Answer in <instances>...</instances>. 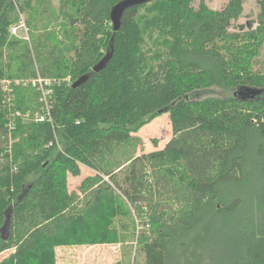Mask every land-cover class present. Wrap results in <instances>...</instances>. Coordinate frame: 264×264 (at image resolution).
I'll return each mask as SVG.
<instances>
[{"label":"trees","instance_id":"trees-1","mask_svg":"<svg viewBox=\"0 0 264 264\" xmlns=\"http://www.w3.org/2000/svg\"><path fill=\"white\" fill-rule=\"evenodd\" d=\"M122 1L0 0V82L70 80L52 125L18 120L11 146L0 84V264L131 242L115 264H264V0L238 31L242 0H152L115 33ZM21 15L29 42L9 33ZM12 88L16 110H38L37 91ZM215 88L226 96L197 98ZM163 113L172 137L137 154L135 134ZM83 168L95 175L68 192Z\"/></svg>","mask_w":264,"mask_h":264},{"label":"rangeland","instance_id":"rangeland-1","mask_svg":"<svg viewBox=\"0 0 264 264\" xmlns=\"http://www.w3.org/2000/svg\"><path fill=\"white\" fill-rule=\"evenodd\" d=\"M60 0H52V2L58 7ZM230 0H192L191 5L193 8L199 7L201 4L207 6L212 10H221L223 9ZM258 0H242V12L239 18L235 21L231 22L230 30L238 31L244 27L249 25L256 26V20L258 16ZM20 22L24 23L26 31L23 29H18L17 35L13 36L18 39H23L26 35H28V29L24 22V16H20ZM17 24V25H18ZM16 26V25H15ZM264 53V50L262 51ZM259 68L264 69V57L261 56L258 60ZM69 79V78H66ZM31 79L21 80V83L26 81H30ZM64 80V79H58ZM263 93V91H254L250 95L258 96ZM226 96V93L221 89L215 88L209 92H205V94L200 93L197 98H205V97H216L223 98ZM264 97V94L262 96ZM136 137L141 142V145L137 148V154L140 153L139 148L143 153H150L156 150L162 149L165 144L172 137L169 117L167 113H163L155 117L150 123L144 125L139 132H137ZM156 141V147L153 141ZM13 143V139L11 138L9 141V146ZM94 172L90 169L83 168L81 170V174L77 177L72 175L67 176V190L68 192L75 191L78 192L77 187L83 181L85 177L94 176ZM6 234V233H5ZM132 244H97V245H83V246H73V248L69 249H60L64 247H56L55 248V260L56 264H115L121 258L122 253L125 252L123 247L126 245ZM57 248L59 250H57ZM10 252H6V254L0 255V259L7 257Z\"/></svg>","mask_w":264,"mask_h":264},{"label":"built area","instance_id":"built-area-1","mask_svg":"<svg viewBox=\"0 0 264 264\" xmlns=\"http://www.w3.org/2000/svg\"><path fill=\"white\" fill-rule=\"evenodd\" d=\"M18 29H23L26 31L23 22H20L16 26H12L9 29V33L11 36H16ZM27 42H29V37L26 35L24 38ZM66 82L70 84L69 79L58 80V79H44L40 76H37L30 81H26L21 83L20 81H1V90L4 92L5 96H3V105L6 110L5 120H6V129L9 133V141L11 139V133L16 129L17 121L20 120L23 123H50L52 125V96L54 92L55 86H58L60 83ZM13 84H22L25 87H29L38 93V104L39 108L35 113H22L14 108L13 105ZM57 145V142L55 140Z\"/></svg>","mask_w":264,"mask_h":264},{"label":"water","instance_id":"water-1","mask_svg":"<svg viewBox=\"0 0 264 264\" xmlns=\"http://www.w3.org/2000/svg\"><path fill=\"white\" fill-rule=\"evenodd\" d=\"M150 1H152V0H124V1L120 2L119 4H117L116 6H114L113 9L110 11V15H109L110 23L112 25L113 31L115 33H117L120 30L122 13L126 9L132 8V7H135V6H139V5H142V4H146V3H149ZM104 65H105V61L103 60L101 63H99L94 68V70L98 71L100 68L104 67ZM85 78L86 77H82L81 79L76 81V83L73 85V87L79 85ZM8 220H9V218L7 217L6 221L8 222ZM5 228H6V226H4L1 229V232H3L4 235L7 234V230Z\"/></svg>","mask_w":264,"mask_h":264},{"label":"crops","instance_id":"crops-1","mask_svg":"<svg viewBox=\"0 0 264 264\" xmlns=\"http://www.w3.org/2000/svg\"><path fill=\"white\" fill-rule=\"evenodd\" d=\"M69 248H73V246L72 247H64V248H60V249H69ZM57 250H59V249L57 248Z\"/></svg>","mask_w":264,"mask_h":264}]
</instances>
